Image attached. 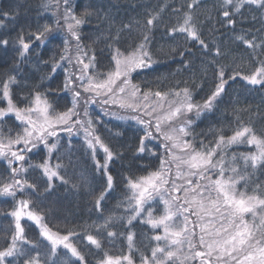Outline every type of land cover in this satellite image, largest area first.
<instances>
[{
	"label": "snow or ice",
	"instance_id": "snow-or-ice-1",
	"mask_svg": "<svg viewBox=\"0 0 264 264\" xmlns=\"http://www.w3.org/2000/svg\"><path fill=\"white\" fill-rule=\"evenodd\" d=\"M201 2L189 0L173 8L177 23L166 28L165 33L173 41L177 36L183 37L184 45H199L204 57L202 71L206 74L209 68L214 69L218 83L202 103L194 101L192 88H180L179 81L167 91L144 90L140 84L132 81L134 72L151 69L158 63L152 54L151 42L152 33L162 23L163 8L147 10L143 25L136 22L137 27L143 29L141 38L125 52L114 46L120 43L123 32L133 31L132 23H121L119 28H115L116 21L111 11L98 5L95 0H45L42 8L51 13L52 23L38 24L34 29L31 23L16 27L20 16L19 6L8 11L0 9V27L8 21L16 31L11 38L0 35V48L7 49L11 44L16 54L11 74L0 79V102H6L0 106V159L7 164V176L0 177V196L15 201L13 210L8 213L14 220V227L10 240L0 250V264H56L49 257L55 256L59 245L76 257L79 264H84L85 257L72 243L78 233L71 230L66 234L53 232L45 223V215L33 209L31 199L16 200L17 196H24L28 192L36 194L37 185L28 179L30 170L39 171L46 178L45 192L48 194L54 191L55 180L65 185L69 183L62 173H66L73 164L71 137L81 132L95 172L106 180V187L93 197L95 210L103 218L102 223L93 225L96 235L87 234L84 239L89 245L102 250L104 239L111 242L124 238L128 253L120 256L105 253L98 264H136L134 256L140 250L135 246V234L127 231L125 235L114 230L125 217L115 214L103 216L102 202L114 186L109 166L122 153L113 151L97 134L88 112V105L96 103L114 106L132 114L124 117L116 112L111 113L118 119H131L141 126L143 135L138 138L137 154L151 151L146 141L162 138L158 147L164 149L165 156L159 158V168L146 176L135 179L128 177L132 195L122 202L127 204L125 211L131 212L127 216L129 228L147 211V219L143 222L163 232V235L152 237L157 246L151 249L150 255L141 253L139 264H194L196 261L199 264H264V185L249 187L255 171L264 170V133L257 134L250 122L237 116L231 135H224L222 126L215 129L214 141L205 144L200 139L197 148L191 118L192 114L199 119L213 112L228 80L240 76L248 84L264 88V56L257 55L258 51L264 53V36L258 39L252 30H242L243 34L233 37L251 50L257 66L248 75L233 71L226 80V66L219 60L228 52L222 51L221 45L216 43L215 33L218 29L214 25L209 29L211 41L205 40L204 22L195 14ZM245 6H255L260 10L264 24V0H220L216 10L226 21L222 26L235 30L238 23L236 17L242 16L241 10ZM205 19L211 22L213 17L209 15ZM93 20L97 22L95 28L99 33L94 43L104 40L105 46L112 51L114 67L107 72L96 71V52L83 43V28ZM256 31H264V27ZM57 33H63L61 46H57L48 60H43L41 52L34 49L46 48L58 38ZM191 54V49L183 47L178 41L165 53L171 59L176 56L181 58V68L177 71L191 69V61L185 59ZM33 60L37 70L41 66L50 68L42 79L51 81L59 69L63 70L61 90L71 92V107L56 111L48 99L49 95L56 93L50 89L37 90L42 84L29 88L26 94L14 92V88L28 87L24 66ZM184 83L187 85L186 81ZM13 118L14 126L8 127L6 121ZM261 118L264 119V116ZM61 133L69 137L68 152L64 155L59 154ZM241 144L254 147L255 152L233 153L229 159L225 158L227 148ZM40 151L44 152L41 161L32 163L31 156ZM98 152H102V160L97 158ZM151 154L155 156L156 152ZM65 156L67 163H64ZM87 184V179L81 176L80 183L73 184L72 188L79 190ZM157 200L163 208L155 216L151 204ZM24 217L39 226L40 236L50 242L49 256L42 258L38 245L26 238L21 224ZM247 217H251V220ZM160 242H163V246Z\"/></svg>",
	"mask_w": 264,
	"mask_h": 264
},
{
	"label": "trees",
	"instance_id": "trees-1",
	"mask_svg": "<svg viewBox=\"0 0 264 264\" xmlns=\"http://www.w3.org/2000/svg\"><path fill=\"white\" fill-rule=\"evenodd\" d=\"M44 2L45 0H0V9L8 11L19 6L20 16L16 21V27L18 28L20 24L31 23L34 29L38 24L52 23L51 13L42 8ZM95 2L111 11L116 21L115 28H119L121 23H132L133 31L131 33L123 32L120 43L114 46L119 47L121 52H125L126 49L130 50L139 42L143 29L138 28L136 22L139 21L141 25L144 24L146 11L163 8L164 11L161 13L162 23L152 33L151 42V51L158 63L154 64L151 69L146 68L134 72L132 81L140 84L144 90L150 88L153 91H167L169 88L175 87L179 81L180 88L189 86L193 89L195 102L202 103L207 99L218 80L214 69L209 68L206 74L202 71V59L204 57L199 45L192 43L184 45L183 37L177 36L176 40L173 41L168 39L165 33L166 28H171L177 23L178 18L173 14L172 9L186 4L189 0H95ZM219 2L220 0H202L200 6L195 9L198 19L204 22V38L210 42L209 29L213 25L218 29L215 33L216 43L221 45L222 51L228 52V55L221 57L219 60L220 63L226 66V80L228 76L232 75L233 71L248 75L257 66L256 61L252 59L251 50L242 43L235 41L233 37L243 34L242 30H252V33L258 39L264 36V31H256L264 27L261 11L255 6H245L241 10L242 16L238 15L236 17L238 23L235 30H233L222 26L226 21L219 16V12L216 10ZM209 15L213 17L211 22L205 19ZM253 16L256 17L255 20L252 19ZM96 23V20H93L83 28V43L91 46L96 52V71L107 72L114 67V62L111 59L112 51L105 46L106 41L104 40L94 43L99 35L95 28ZM103 27L106 28V26ZM115 28L113 32H115ZM0 35L9 38L14 37L16 31L13 29L12 23L5 21L4 26L0 27ZM62 35L63 33H57L58 38L50 42L46 48H36L34 51L41 52V58L48 60L57 46H61L60 37ZM248 38L250 39L251 36ZM177 41L183 47L191 49L192 54L185 57L186 60L191 61V69L177 71L178 68H181V58L176 56L171 59L165 55L169 52V47L175 46ZM15 55L11 44L7 49L0 48V79L5 78L6 74H11L10 70ZM257 55L264 56V53L258 51ZM56 58L59 59L58 52H56ZM34 65L35 61L33 60L24 66L27 75L25 83L28 87L23 89L14 88V92L26 94L29 88L42 84V87L37 90L50 89L56 93V95H49L48 97L49 101L54 104L56 111H64L67 107H71V92L64 93L61 90L64 79L63 70L59 69L55 78L48 81L42 78L50 72V68L41 66L37 70ZM185 81L187 85L184 83ZM3 103L6 102H0V106H3ZM233 109L241 111L234 112ZM108 111L104 110V113H102L95 109L93 104L88 106V112L95 123L97 134L113 151L122 153V156L114 160L109 166V171L114 178V186L111 193L102 202L103 216L115 214L125 217L124 221L118 223L114 230L125 235L127 231L135 234V246L140 251L135 254L134 259L136 264H139L140 254L150 255L151 249L157 246V242L152 237L157 235L158 232L147 223H144L145 219L142 216L134 220L130 228L127 226V216L131 215V212L125 211L127 204L122 203L131 196L127 178L135 179L157 170L160 166L159 158L164 157L165 153L162 147H158L162 141L157 138L151 140V142L146 141L148 149L151 151L137 154L138 138L143 135L140 131L141 126L131 119H118L117 116L109 114ZM237 116L245 122H250L257 134L264 133V119L261 118L264 116V88L259 85H250L240 76L235 80H228L225 85V92L217 101L213 112L206 113L199 119L192 114L191 118L194 121L192 131L196 136L197 148L200 146V139H203L205 144L214 141L216 138L215 129L222 126L225 129L224 135H231L232 129L236 127ZM6 124L8 127H13L14 118L7 120ZM70 142L73 164L66 173H62L69 183L65 185L61 184L59 180H55L54 191L48 194L45 192L47 188L46 178L39 171L30 170L28 179L37 185L36 194L28 192L24 196H17L16 200L31 199L33 209L45 215V223L53 232L66 234L67 231L71 230L78 233L79 235L72 240V243L78 247L85 257L84 264H98V261L104 258L105 253L112 256L127 254V241L124 238H117L111 242L104 239L102 250L89 245L84 239L87 234L96 235L93 225L102 223L103 218L95 210L93 197L98 196L106 187V180L101 174L95 172L90 151L86 148L84 142L83 133L73 135ZM68 145V135L61 133L60 155L68 152ZM236 150H242L243 154L255 152L254 147H249L246 144L233 145L226 149L225 158L229 159ZM153 151L156 152L155 156L151 154ZM43 155V151L32 155L31 162L39 163ZM97 158L103 159L102 152H98ZM64 163H67V156H65ZM6 169V162L0 159V177L7 176ZM81 176L87 179L88 184L86 187L74 190L72 185L79 184ZM256 184L264 185V170L262 169L256 170L252 175L249 187H255ZM89 191L92 192L91 195L88 194ZM14 205L15 201L12 198L0 196V250L6 246V241L10 240L11 237L14 220L8 213L13 210ZM118 205H121V207H118ZM158 211L161 213L162 208ZM158 211H154V213L157 214ZM247 218L251 220V217ZM21 224L25 229L26 238L38 245V251L41 253L42 258L49 256L50 242L40 236L38 227L28 219H22ZM161 246H163V242ZM185 251L187 252L186 248ZM49 258L55 260L56 264H79L77 258L72 257L70 252L64 249L62 245L57 246L55 256ZM196 262L199 264V261ZM196 262L194 263L196 264ZM190 264H193V262H190Z\"/></svg>",
	"mask_w": 264,
	"mask_h": 264
},
{
	"label": "rangeland",
	"instance_id": "rangeland-1",
	"mask_svg": "<svg viewBox=\"0 0 264 264\" xmlns=\"http://www.w3.org/2000/svg\"><path fill=\"white\" fill-rule=\"evenodd\" d=\"M66 67H67V65H65ZM94 106H95V109H97V110H99L100 112H102V113H104V110H109L108 112H109V114H111L112 112H116L117 113V115H121V116H126V117H129V116H131L132 114L131 113H129V112H125V111H123V110H120V109H118V108H116V107H108V106H103V105H101L100 103H96V104H93ZM89 106V105H88ZM154 135H155V133H154ZM156 135H158V134H156ZM160 140L162 141V138H160ZM235 153L237 154V155H239V154H243V151L242 150H236L235 151ZM246 154V153H245ZM174 171L175 170H173V178H175L174 177ZM177 183H180V181H177ZM131 195H132V192H131ZM147 207V206H146ZM151 207L153 208V211H158V209H161V208H163V206L159 203V201L157 200L156 202H153L152 204H151ZM160 214V212L158 211V213L157 214H155L154 213V215L155 216H158ZM142 217L146 220L147 219V211H145L144 212V214L142 215ZM22 219H27L26 217H24V218H22ZM193 220H195V217H193L192 218ZM32 222V221H31ZM34 223V222H33ZM35 224V223H34ZM36 225V224H35ZM37 226V225H36ZM150 226V225H149ZM38 227V229L40 230V228H39V226H37ZM190 227H191V225H190ZM155 230H157V232H158V234H160V235H163V232H162V229H155ZM196 233H197V239H198V236H199V228H197L196 229ZM195 242V241H194ZM160 244H162V242H160ZM195 264V263H194ZM196 264H198V262H196Z\"/></svg>",
	"mask_w": 264,
	"mask_h": 264
}]
</instances>
